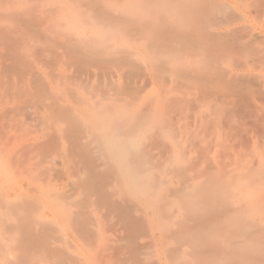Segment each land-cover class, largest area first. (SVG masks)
Returning a JSON list of instances; mask_svg holds the SVG:
<instances>
[{"label":"rangeland","instance_id":"obj_1","mask_svg":"<svg viewBox=\"0 0 264 264\" xmlns=\"http://www.w3.org/2000/svg\"><path fill=\"white\" fill-rule=\"evenodd\" d=\"M44 1L16 0V13L20 15L27 5L33 12L19 25L0 9L1 17L7 16L0 18V29H6L0 40V104L16 96L29 109L23 115L0 111V127L5 126L0 128V146L6 147L0 150V204L5 190L21 183L28 189L0 207V262L56 264L46 253L35 255L31 243L1 229L6 223L14 229L16 218L18 226L58 232L62 223H72L74 212L83 209L89 213L86 218H94L95 211L102 217L104 230L93 248L100 264H174L172 256L169 261L158 255L157 245L163 244L171 255L180 254V264H263L232 255L240 246L233 240L234 228L219 231L207 247L199 248L182 233L196 234L198 229L203 231L197 234L203 233L210 224L201 228L193 213L184 219L167 201L153 210L164 220L154 232H144L137 242L143 249L133 255L125 247L128 231L118 225L114 213L103 209L98 192L82 196L79 192L91 187L86 154L88 148L96 151L86 135H96L104 119H113L108 122L121 128L128 125L125 118L141 113L147 135L142 149L151 155L149 171L144 170L142 177L152 173L165 179L160 193L166 194L170 187L184 192L187 183L198 185L196 194L207 210L221 201L211 188L216 180L243 176L239 187L255 195L264 216V0H68L83 23L95 9L113 21H124L122 12L131 1L134 5L127 28L110 29L114 36L103 44L96 38L83 40L78 53L75 33H58L59 23L45 25V13L52 12L55 4ZM110 19L87 26L89 37L94 30L113 25ZM58 40L66 46L55 45ZM148 42L155 62L146 69L134 47ZM105 50L109 54L101 53ZM62 63L70 70L59 72ZM38 66L43 77L30 72ZM77 117L83 123L71 122ZM99 158L94 159L103 165L99 170L113 175L115 169L106 157ZM79 172L82 181L76 178ZM122 187L120 178H112L110 192H126ZM249 202L244 201L247 209ZM52 204L66 206L47 218L43 209ZM135 216L146 222L145 214ZM179 233L184 237L173 240ZM57 239L61 250L73 244L67 238ZM260 240L264 245V232ZM211 249L219 255L209 262L202 254ZM11 251L23 262L6 258Z\"/></svg>","mask_w":264,"mask_h":264},{"label":"crops","instance_id":"obj_2","mask_svg":"<svg viewBox=\"0 0 264 264\" xmlns=\"http://www.w3.org/2000/svg\"><path fill=\"white\" fill-rule=\"evenodd\" d=\"M46 1H51L55 5L52 12L45 13V25H49L50 22L57 24L59 23L60 25H62V27L60 28V31L58 30L57 32L65 34L69 31H72L73 33H75L76 31L75 35L81 37L85 41H87L88 39L90 40V38H96L99 43L101 42L103 44L107 42L109 38L114 36V32H111V30L127 28L128 24H130L133 20L132 8L134 7V5L132 1L129 3V7L126 9V11L122 12L124 19H127V21H118L120 19H116L113 21L112 19H110V15L105 14L99 9H95L93 17H91L90 15L84 17L86 19V23L79 21V16H81L79 10L70 9L68 0H45L44 2ZM28 7V9L31 10V6ZM62 8L66 12V17L63 21L61 18H55L54 16V13L59 12V10H61ZM0 9L3 14H10L11 12L14 13L16 12V3L14 1L11 4L8 2V0H0ZM97 14L99 16H96ZM90 19H92L93 21H91ZM103 19H110V21H112L114 24L107 25V28L102 27L98 30H94L92 32L93 35L89 37L87 26L95 25L94 23L100 22ZM109 24H111V22H109ZM4 37L5 32H3L2 35V38ZM83 40L80 42V45L83 44ZM61 43H63V45H61L62 47L66 46V43L62 41ZM80 45H77L76 53H78V48ZM114 47L116 48V45ZM134 48H136L138 54H141L142 56L143 61H139L144 65L146 69H149V65L155 62V60L150 57L153 49L149 47V42L143 45L135 44ZM107 50H105L106 52L101 53L105 55L109 54ZM14 51L15 50H13V52ZM80 69L81 68H79V70ZM68 70H70V68ZM104 114L107 115L108 112H105ZM76 119L80 120L79 117L75 119L71 118V122L73 123V121ZM143 119L144 116L141 113L135 115L134 117H127L125 118V120L126 124L128 125L121 128L113 122H108V120L113 119H104V122L99 123V131L96 133V135H93V137H91V135H86V139L89 141V143L93 144L94 146L96 145V151L94 149H87L86 161L88 162L87 166L92 182L89 181L91 182V187L86 190L81 186L84 189V192H79V195L82 196L83 194L98 192L100 201H102L103 209L109 210L110 212L114 213L118 218V225L123 230L128 231V235L124 238L125 247L133 255L138 256L143 249L142 247L137 246V242L144 237V232H147V229L151 232H154V229H156L157 225H160L164 220V217L162 215H156L155 217L153 210H159L161 204L167 201L168 206L177 207L178 213H180L181 217H183L184 219L189 216L190 213L194 214L193 211L195 210H197V212H203V214H201L200 212L196 213L195 219H199V221L201 219L202 221L200 222H203V225H205V223L207 225L210 224L211 229H209L210 231L207 230V232H210L211 234L210 243L213 241V238L216 236V234L220 233L219 231L226 230V228L233 230L234 228L232 237H234L233 240L236 241V245L240 246H238V251L234 252L232 255H235L236 258L245 257L248 262L256 261L257 263L261 262L264 264V261H261V257L259 256V249L261 247L259 220L261 218V213L258 207V203L255 201V195L248 192L244 193L245 191L243 190V187H239V184L243 185V176L242 178L241 176H238L237 178L234 177L231 179V181L230 179L223 181L216 180L213 184V187L211 188L216 191V194L220 196L221 201L217 204L212 203L207 210L206 205L202 202H199L200 198L202 197L196 194L197 188H200L198 187V185H191L192 187H189L188 183L183 184V186H187V190H185L184 192H181L179 189L173 190V187H170L169 192L163 195L162 193H160V190H158V188L163 186V184L166 182L165 179L159 180V178H156V176L152 173H146V175L142 177V174H145L144 170L149 171L147 162L149 164V160L151 159V155H149L142 149L143 142L145 141L147 136L145 134V124ZM80 122L83 123L81 120ZM134 130L136 131L135 133ZM172 143V145L174 146L175 142L172 141ZM46 150H50V147L47 146ZM103 156L106 157L108 162H110V168L115 169V173H112L114 177L113 175L110 176L109 174L108 176L106 173H103L99 170V168H101L103 165H99L96 162L97 160L94 159L99 157L102 158ZM104 166H106V164ZM81 175L82 173L79 172L76 178L81 180ZM116 177L121 179V182H123L122 188L126 192H118L115 194L110 192L109 184L112 178L116 179ZM230 183H232V186H230ZM189 192H195L192 199L193 201H196L195 203L197 207L196 209H193V211L191 209L192 207H190V203L188 206L185 203L186 199H191L185 197V195L189 194ZM125 195H133L134 198L131 201L126 200ZM172 196L173 199L170 200L169 198H171ZM245 200L250 201L248 203V209L244 206ZM62 208H64V205L62 206ZM250 210H252V217L254 218L249 215ZM254 211H257L258 213ZM74 213L75 214L72 218V223H62L59 227V229H65L66 235H63L64 237L62 238V235L60 234L57 235V238L61 237L63 240L64 238H67L70 240L69 242H75L83 249L84 254L89 255L88 258H86L85 256V258H83L82 260H77L76 257L72 258L71 256H67L60 259H54L48 254H46V257L51 262H55L56 264H82L83 262L85 264H100L95 254L93 253V248L95 246L94 243L96 242L98 237H100L101 231L104 230V227L101 223L102 217L97 216V211L92 213L94 217L92 219L86 218V214L89 213L84 212L83 209ZM138 213L146 215V222L135 216ZM51 216H53V214H50V216H48L47 218H50ZM246 217L250 220H253V228H251L250 226L246 228V225L244 224V220L246 219ZM176 220H179V218H176ZM136 221L138 222V225L139 222L140 224L144 222V224H142L141 227L138 228L139 230L141 228L140 231L138 229L136 230L135 235L133 224ZM245 230L249 232L248 239L245 236V232H247ZM250 230H252V232H250ZM188 233H190V231L186 234H182L187 238ZM183 235H180V233L176 234L172 236V239L180 241V236L184 237ZM45 239L47 238L45 237ZM84 243H86V246L83 245ZM256 243H259V245H256ZM157 248V253L159 256L160 253H162L167 257L169 261L170 257L172 256L174 264H180L179 253L175 254L174 251L171 255V251L169 248L167 251H165L164 244L161 245V247L157 245ZM88 251L92 256L88 253ZM205 251L210 253H208L209 255H206L204 252V254H202V258L204 260L207 259L209 262L214 261L219 255L218 251L214 249ZM186 252L187 251L183 252L185 256L187 254ZM74 258H76V260H74ZM111 260L112 257H110V261ZM31 263L32 262H30L29 264ZM112 263V261L108 262V264Z\"/></svg>","mask_w":264,"mask_h":264},{"label":"bare ground","instance_id":"obj_3","mask_svg":"<svg viewBox=\"0 0 264 264\" xmlns=\"http://www.w3.org/2000/svg\"><path fill=\"white\" fill-rule=\"evenodd\" d=\"M7 1V0H6ZM14 1H16V0H8V2L9 3H13ZM196 1V0H195ZM26 8V9H25ZM29 7H28V5L27 6H24V7H21V11H20V15H19V13H16V12H14V13H10V15L12 16V18H11V16H5V17H7L6 19H9V21H10V19L14 22H16V24H21L20 22L22 21V22H24L25 21V18H28L29 16H31L32 14H33V12L31 11V10H29L28 9ZM228 8H229V6H228ZM60 9V8H59ZM29 10V11H28ZM28 11V12H27ZM199 11V10H198ZM198 11L196 12V14H197V16H199V14H198ZM207 11V10H206ZM201 14L203 13V12H200ZM42 14V13H41ZM204 14H206V13H203L202 15H204ZM213 14L215 15V14H218V11H215V12H213ZM21 16V17H20ZM54 16H55V18L57 17V18H61L62 19V21L63 20H65V17H66V12L64 11V9L62 8L61 10H59V12H55L54 13ZM54 16H52V17H54ZM96 16H99L98 14L96 15ZM211 16H213V15H211ZM4 16H2L1 17V15H0V18H2V19H4L5 18ZM10 17V18H9ZM19 22V23H18ZM179 24H181V23H183V21H182V19H180L179 21ZM183 25V24H182ZM2 29H0V40H1V37H2V35H3V32H5L6 31V29H5V31H4V29H3V27H1ZM5 28V27H4ZM15 31V30H14ZM59 33V32H58ZM75 34H76V31H75ZM83 39L81 38V37H79V36H75L74 37V41H73V43H75V45L77 46V45H80V42L82 41ZM56 42H58V43H56V44H58L59 46H61V45H63V43H61L60 42V40H58V41H56ZM2 48V47H1ZM3 48H5V47H3ZM5 50V49H4ZM13 50V49H12ZM11 50V51H12ZM4 52V51H3ZM138 54V53H137ZM5 55H7V54H5ZM9 55V54H8ZM140 55V56H139ZM138 56H139V58H138V60H140V61H143V59H142V56H141V54H138ZM7 58V57H6ZM8 58H9V56H8ZM15 60V59H14ZM15 63V62H14ZM260 63V62H259ZM5 64V63H4ZM9 65V64H8ZM253 65V64H252ZM251 65V66H252ZM42 66V65H41ZM69 68H68V65L67 64H61V66L59 67V72H62V73H65V72H67V70H68ZM30 71V70H29ZM69 71V70H68ZM33 75H36L37 76V74H38V77H43V73H42V68H40L39 66L36 68V69H34V70H31L30 71ZM31 74V75H32ZM253 75V74H252ZM29 76H30V74H29ZM26 80V79H25ZM26 83H28V81L26 80L25 81ZM29 85V84H28ZM14 95V94H13ZM12 95V96H13ZM7 96H9V95H7ZM6 96V97H7ZM16 97V96H15ZM15 97H10V99H6V101L4 102V104H3V106L1 105V107H0V111L3 109L4 110V114H16L17 112L19 113L20 111L22 112V115L23 114H27V113H24V112H28V110L29 109H27L26 108V106L20 101V100H18V99H16ZM2 98V97H1ZM8 98V97H7ZM4 99H5V97H4ZM1 101V100H0ZM1 103V102H0ZM2 113V112H1ZM3 114V113H2ZM21 115V114H20ZM19 116V115H18ZM17 116V117H18ZM1 117H3V116H1L0 115V118ZM5 117V116H4ZM19 117H21V116H19ZM3 126V125H2ZM2 126L0 127L1 129H2ZM3 129H5V126H4V128ZM2 129V130H3ZM10 144V143H9ZM1 145V144H0ZM3 145V144H2ZM8 146H10V145H7V147ZM6 147H5V145H3V146H0V150H2V149H5ZM117 154H119V153H117ZM96 175V174H95ZM97 176V175H96ZM10 184V183H9ZM18 186V185H17ZM2 188H4L3 186H2ZM106 188V187H105ZM108 189V188H107ZM27 188H26V185L24 184V183H21V185L20 186H18V187H15V188H13V189H11L10 191H8V190H5L6 192H5V195H4V199H3V202H1V204H0V207L1 208H5L9 203H10V201H11V199H13V198H16V197H18L19 195H21L22 193L23 194H26L27 193ZM194 193L195 192H192V193H190L189 192V194H187V195H185V197L186 198H191L190 200L189 199H186L185 200V203H186V205L188 206L189 205V203H190V207H192L191 209H192V211H193V209H196V207H197V205H196V203L194 202V204H193V199H192V197H193V195H194ZM58 204V203H57ZM56 204V205H57ZM55 204H52V205H50L49 207H45L44 209H43V215L45 216V217H48V216H50V214H56L57 213V211L59 210V207L60 208H62V206L64 205V208H65V204H63V205H60V206H56ZM57 208V209H56ZM194 212V215L196 214V213H198V212H200V211H198L197 212V210H195V211H193ZM254 212H256V213H258L257 211H254ZM201 214H203V212H200ZM252 214H253V212H252V210H250V212H249V215L252 217ZM255 216V215H254ZM252 218H254V217H252ZM13 220H14V223H15V228L14 229H12V227L10 226V225H8L7 223L3 226V228L1 229V231L2 232H4V234H11V233H14V235L19 239V240H23V241H27V242H29V244L31 243V245H33L32 246V248H33V253H35V251H36V253H35V255H37V252L38 251H40V253H48V254H50L51 255V257H54L55 259H57V257H58V259L59 258H64V257H67V256H71L72 258L73 257H76L77 258V260L79 259V260H82L83 258H85V256H86V258H88V256L89 255H87V254H84L83 253V249L78 245V244H76L75 242H72L73 244H71L70 246H66V249H63V247H62V250H61V247H60V249H58V247L59 246H57V245H59V244H57V241H58V239H57V235H62V238L64 237L63 235H66V233H65V229L63 230L62 228L58 231V232H54V231H51V230H46V229H38V228H25L24 226H18V220H16V218H13ZM198 222V223H201L200 224V226H201V228L204 226L202 223L203 222H200V221H202L201 219H200V221H199V219H197V220H195V222ZM253 220L251 219H248L247 217H246V219L244 220V224L246 225V228L248 227V226H250L251 228H253ZM259 222H260V233H262V232H264V216H261V218H260V220H259ZM97 224V223H96ZM142 224H144V222L143 223H141L140 224V222H139V225H138V222L136 221L134 224H133V228L135 229V231H134V233H135V235H136V230L139 228V227H141V225ZM91 225H92V223H91ZM139 230V229H138ZM140 230H141V228H140ZM139 230V231H140ZM194 230H196V228L194 229ZM199 231H203V230H199L198 229V232ZM245 231H247V230H245ZM196 232V231H195ZM194 232V233H195ZM197 232V233H198ZM250 232H252V230H250ZM192 234L191 232L190 233H188V237L187 238H189L190 239V241L191 242H194L195 244H196V246L198 245V247L200 248V246H208L209 245V243H210V238H211V234H210V232L208 233L207 232V230L206 231H204L203 233H199V234ZM249 232L247 231V232H245V236H246V238L248 239V237H249ZM45 237H49L50 239H47L46 241H43V239L45 238ZM66 237V236H65ZM189 243V244H192V243ZM193 243V244H194ZM61 244V243H60ZM192 244V245H193ZM62 245V244H61ZM82 246V245H81ZM194 246V245H193ZM0 248H1V245H0ZM194 249H196V248H194ZM260 252H259V256L261 257V261H264V245H261V247H260ZM205 252V254L206 255H209L208 253H210V252H207V251H204ZM204 252H203V254H204ZM39 253V254H40ZM88 253H89V251H88ZM90 255H91V253H89ZM52 255H55V256H52ZM92 256V255H91ZM6 258H12V259H14L13 261H15L16 260V262L17 263H22L23 261L20 259V258H15V255L13 254V252L11 251V252H8L7 253V257ZM76 258H74V260H76ZM1 261V260H0ZM0 264H4L3 262H0Z\"/></svg>","mask_w":264,"mask_h":264}]
</instances>
